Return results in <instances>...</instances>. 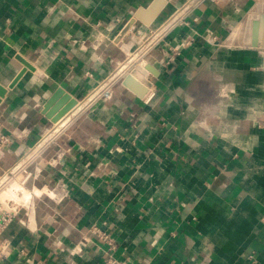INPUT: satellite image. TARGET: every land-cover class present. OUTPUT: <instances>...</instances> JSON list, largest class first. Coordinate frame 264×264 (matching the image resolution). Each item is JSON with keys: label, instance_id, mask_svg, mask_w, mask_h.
I'll use <instances>...</instances> for the list:
<instances>
[{"label": "crops", "instance_id": "obj_1", "mask_svg": "<svg viewBox=\"0 0 264 264\" xmlns=\"http://www.w3.org/2000/svg\"><path fill=\"white\" fill-rule=\"evenodd\" d=\"M182 2L0 0V176ZM263 15L264 0H203L140 75L129 65L111 99L56 134L23 169L30 199L0 234V264H102L93 224L130 264H264ZM22 58L33 68L10 87Z\"/></svg>", "mask_w": 264, "mask_h": 264}, {"label": "built area", "instance_id": "obj_2", "mask_svg": "<svg viewBox=\"0 0 264 264\" xmlns=\"http://www.w3.org/2000/svg\"><path fill=\"white\" fill-rule=\"evenodd\" d=\"M189 2V4L187 3ZM203 0H186L185 7H177L172 13H170V16L164 19V21L156 24L152 30H150V34L147 33L146 36L142 39H140L137 42V46H135L134 52H129L128 57L126 58V61L119 64L118 68H116L113 72H111L109 75L101 79L99 82H97L96 86L91 90V93L89 95L90 102L85 106V108L76 115L66 126H68L73 120H75L86 108H88L89 105H91V102H95L96 100H108L111 99L114 95L115 91V84L121 78V76L127 71V67L130 65H136L137 63L144 64L145 65V58L146 55L155 48L166 36L169 30L175 26V24L179 22H183L185 14L195 5L199 4ZM187 4V5H186ZM172 19V20H170ZM170 20V22L165 27V21ZM149 32V31H148ZM195 41V37L192 34H189L185 36L180 42L173 45L170 49V54L167 58V63L173 62L176 60V58L182 53V50L186 47H189L193 44ZM216 36L213 37V43H215ZM132 50V49H131ZM131 55V56H130ZM122 64L125 65L122 67ZM134 65V66H135ZM87 100V99H86ZM85 100V101H86ZM145 100H149L148 97ZM84 102V100H82ZM78 102H81V100H77L76 103L66 112L64 113L60 119H58L56 122L61 120L72 108H74ZM54 123V124H55ZM53 124V126H54ZM52 126V127H53ZM64 126L63 128H65ZM63 128L58 130L56 134H58ZM54 134V136L56 135ZM54 138V137H53ZM2 142H8L9 136L4 135L1 138ZM25 167V166H24ZM24 167L21 168V164L19 163L14 167L13 170H9L10 173L15 175V169L18 168L19 172H23ZM25 173H28L27 171ZM6 174V173H5ZM0 176V191L3 188V183L5 182V179L3 178L4 175ZM19 174V173H18ZM27 178H24L22 180V183L24 184L26 182ZM11 188V187H10ZM19 202H16V200H13L12 198H0V234L8 224V222L15 216V208L19 205ZM9 205L10 211L6 212L5 214H1V211L6 208V206ZM90 232L96 235L100 240L104 241L108 245V249L106 251V257L102 264H130L127 261L121 259L119 256L116 255V248H117V242L112 237V235L107 231L104 230L100 225L93 224L90 227ZM9 242L6 240H2L0 242V255L5 252V250L8 248Z\"/></svg>", "mask_w": 264, "mask_h": 264}, {"label": "rangeland", "instance_id": "obj_3", "mask_svg": "<svg viewBox=\"0 0 264 264\" xmlns=\"http://www.w3.org/2000/svg\"><path fill=\"white\" fill-rule=\"evenodd\" d=\"M186 0H184V2H185ZM184 2H182V4H179L178 6H176L173 10H171L170 12H169V14H168V16H170V13H172L177 7H185V3ZM187 3L189 4V2L187 1ZM187 5V4H186ZM168 16H166V18L168 17ZM170 20H172V19H170ZM170 20H167V21H165V27H166V25L170 22ZM149 34H150V31L148 32ZM218 43H219V40H218ZM135 46H137V43H135V45H133V47H132V50H131V52H134V49H135ZM135 53V52H134ZM131 56V55H130ZM97 84V83H96ZM96 86V85H95ZM94 86V87H95ZM93 90V89H92ZM90 93H91V90H90V92H89V94L87 95V96H85V97H83V98H80V100L82 101V100H84V102H85V100L86 99H88L89 98V95H90ZM88 97V98H87ZM87 102H85V104L87 105L89 102H90V100L88 99V100H86ZM100 100H96L95 102H91V106L92 105H95V104H97L98 102H99ZM79 103L80 102H78V104H77V106H76V108H75V110L77 109V107L79 106ZM83 103V102H82ZM74 110V109H73ZM72 110V111H73ZM74 110V111H75ZM70 114V113H69ZM68 117H70V115H66V116H64L61 120H59L58 122H56L55 123V125L53 126V127H51V126H43L42 127V131H40L39 132V134L34 138V140H32L31 141V143H28L23 149H22V151H21V154H20V156H19V158H18V164L22 161V163H21V168L22 167H24L27 163H29V161L30 160H32V158H34L35 156H37V154H38V152L42 149V148H44L45 146H46V144L48 143V142H50L52 139H53V137H54V135L51 137V139L49 140V141H47V142H45L44 143V146H42V148H40L38 151H36L35 153H32V155H30L29 157H28V159L27 160H25V162L23 161L30 153H31V151L33 150L32 148H34L38 143H40V142H42L43 141V139L49 134V132H51V130L52 129H54V128H56L58 125H60V123L62 122V121H64L65 119H67ZM57 132V131H56ZM56 132H54L53 134H56ZM30 151V152H29ZM27 154V155H26ZM26 155V156H25ZM24 162V163H23ZM18 164H14L15 166L16 165H18ZM12 166L11 168H10V170H13L14 169V167L15 166ZM15 175H18V176H13V174L12 173H10L9 171L4 175V179H5V182L3 183V188H2V190L0 191V198L1 199H4V198H12L13 200H16V202H19V203H23V204H28V201H29V199H27V198H22L27 192H26V190L28 191V193H29V190L27 189V182H25L24 184L22 183V180L24 179V176L22 175V173L21 172H19L18 171V168H16L15 169ZM19 173V174H18ZM20 184V185H19ZM11 187V188H10ZM23 191V192H22Z\"/></svg>", "mask_w": 264, "mask_h": 264}, {"label": "water", "instance_id": "obj_4", "mask_svg": "<svg viewBox=\"0 0 264 264\" xmlns=\"http://www.w3.org/2000/svg\"><path fill=\"white\" fill-rule=\"evenodd\" d=\"M158 10V7L155 5V4H153L151 7H150V9H149V11L151 12L150 14H149V16H150V19L155 15V13H156V11ZM142 12H143V10L142 9H140V10H138L137 12H136V15H135V17H133L131 20H129L128 22H127V24L124 26V28H123V30L121 31V33H120V35L117 37V41H119L124 35H125V33L129 30V28L133 25V23H135V21H136V19L138 18V17H140V18H144L143 17V15H142ZM263 25H262V29H261V32H260V38L262 39V41H263V45H264V15H263ZM147 22L149 21V20H146ZM22 61L24 62V64H25V66H24V68H22L20 71H19V73L17 74V76L14 78V80L12 81V83L10 84V87H13L16 83H17V81L20 79V77L24 74V72L27 70V68H33V65L29 62V61H27V60H25V59H23L22 58ZM139 68H141V64L140 63H137L136 64V67H134V69L132 70V72L133 73H135V74H138L139 72H138V69ZM145 70L144 71H146V69H150V70H152V71H154V72H156V70L152 67V65L151 64H149V65H146V67L144 68ZM138 75H140V74H138ZM128 81H129V76H127V78H126V83H128ZM147 81H149V83H150V80H147ZM7 92V88L5 87V86H3L2 84H0V101H1V97L5 94ZM74 103H76L75 102V100H73L69 105H67L66 107H64L56 116H54L53 117V120L54 121H57L58 119H60L61 118V116L64 114V113H66L73 105H74Z\"/></svg>", "mask_w": 264, "mask_h": 264}, {"label": "bare ground", "instance_id": "obj_5", "mask_svg": "<svg viewBox=\"0 0 264 264\" xmlns=\"http://www.w3.org/2000/svg\"><path fill=\"white\" fill-rule=\"evenodd\" d=\"M125 65H123L122 64V67H124ZM88 98V97H87ZM91 99V98H90ZM89 99V100H90ZM88 100V99H87ZM83 101H81L80 103H79V106L77 107V109L75 110V108H76V106L74 107V108H72V110H70L66 115H70V117H68L67 119H65L64 121H62L61 123H60V125H58L56 128H54V129H52L51 130V132H49V134L43 139V141L42 142H40V143H38L34 148H32L33 150L31 151V153L23 160L24 162H25V160H27L28 159V157L30 156V155H32V153H35L36 151H38L40 148H42V146H44V143L45 142H47V141H49L50 139H51V137L54 135L53 133L54 132H56V131H58L59 129H61V128H63L64 126H66L76 115H78L84 108H85V106H86V104H85V102H87V101H85V102H83ZM70 113V114H69ZM65 115V116H66ZM55 123V122H54ZM55 125V124H54ZM30 152V151H29ZM27 155V154H26ZM25 155V156H26ZM23 162V163H24ZM22 163V161L20 162V164ZM20 185V184H19ZM37 193H39L40 191H41V189H39V188H36V190H35ZM23 192V191H22ZM26 194L22 197V198H27V199H30V192L28 193V191L26 190ZM51 193V192H50ZM51 194H53V193H51ZM26 200V199H25Z\"/></svg>", "mask_w": 264, "mask_h": 264}]
</instances>
